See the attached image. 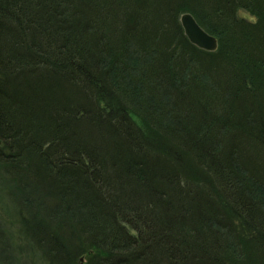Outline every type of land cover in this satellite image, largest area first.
Here are the masks:
<instances>
[{
	"label": "trees",
	"instance_id": "obj_1",
	"mask_svg": "<svg viewBox=\"0 0 264 264\" xmlns=\"http://www.w3.org/2000/svg\"><path fill=\"white\" fill-rule=\"evenodd\" d=\"M0 170V264H264V0H0Z\"/></svg>",
	"mask_w": 264,
	"mask_h": 264
},
{
	"label": "rangeland",
	"instance_id": "obj_2",
	"mask_svg": "<svg viewBox=\"0 0 264 264\" xmlns=\"http://www.w3.org/2000/svg\"><path fill=\"white\" fill-rule=\"evenodd\" d=\"M181 15H180V17H181ZM179 20H180V18H179ZM180 23H181V20H180ZM216 41H217V39H216ZM217 46H218V41H217ZM217 46H216V48H217ZM215 49L208 50V51H214ZM132 118L138 124L140 123V117L139 116H137V115L135 116L133 114L132 115ZM0 175L1 176L4 175V173L1 170H0ZM14 196H16L14 185L11 184L5 178H2V180H0V227L1 226H3V227L6 226L11 219L15 220V218H16V214H15V203L13 202ZM9 226H10V228L15 229V228L12 227V225H9ZM15 235H16V233H15ZM85 261H86V259H85L84 256L80 258V264H82Z\"/></svg>",
	"mask_w": 264,
	"mask_h": 264
},
{
	"label": "water",
	"instance_id": "obj_3",
	"mask_svg": "<svg viewBox=\"0 0 264 264\" xmlns=\"http://www.w3.org/2000/svg\"><path fill=\"white\" fill-rule=\"evenodd\" d=\"M182 27L189 40L198 47L213 50L217 46L216 38L205 31L191 13H183L180 17Z\"/></svg>",
	"mask_w": 264,
	"mask_h": 264
},
{
	"label": "clouds",
	"instance_id": "obj_4",
	"mask_svg": "<svg viewBox=\"0 0 264 264\" xmlns=\"http://www.w3.org/2000/svg\"><path fill=\"white\" fill-rule=\"evenodd\" d=\"M235 15L238 20H243L246 23L251 24V25H255L259 22V18L257 15H255L250 10L242 8V7L236 9Z\"/></svg>",
	"mask_w": 264,
	"mask_h": 264
}]
</instances>
